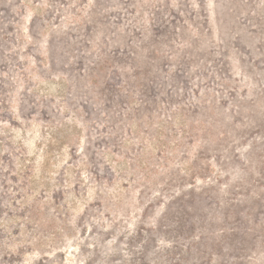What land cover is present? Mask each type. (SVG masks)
Here are the masks:
<instances>
[{"label":"rangeland","instance_id":"rangeland-1","mask_svg":"<svg viewBox=\"0 0 264 264\" xmlns=\"http://www.w3.org/2000/svg\"><path fill=\"white\" fill-rule=\"evenodd\" d=\"M0 264H264V0H0Z\"/></svg>","mask_w":264,"mask_h":264}]
</instances>
